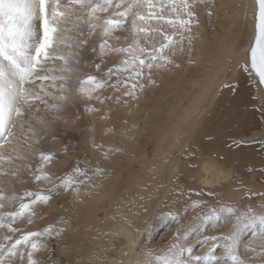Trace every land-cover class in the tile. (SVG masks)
<instances>
[{"label": "snow or ice", "instance_id": "6c2138e0", "mask_svg": "<svg viewBox=\"0 0 264 264\" xmlns=\"http://www.w3.org/2000/svg\"><path fill=\"white\" fill-rule=\"evenodd\" d=\"M213 7L214 0H0V264H56L54 249L46 260L35 254L47 250L65 229L49 224L31 230L28 226L45 219L38 205H49L53 194L61 192H71L74 202L84 203L83 198L98 195L97 189L115 173V165L106 168L87 159H77L62 175L49 171L60 152L69 150L67 144L51 151L42 146L57 139V121L72 106L78 109L74 116L81 118L83 113L100 112L95 104L107 101L131 113L130 100L139 107L146 89L160 87L164 73L183 67L178 55L189 66L197 65L203 50L195 46L201 36L193 29L211 21ZM238 7L251 8L250 14H244L252 21L247 58L233 60L236 49L229 47L217 55L224 63H236L237 71L247 76L250 91L243 102L245 111L264 126V0ZM97 29L102 39L89 45ZM117 29L130 33L127 46L109 43ZM85 46L99 53L95 60L82 61ZM108 54H123V58L102 71L103 57ZM49 63L62 66L45 67ZM224 87L235 92L239 81ZM108 89L111 92L105 94ZM252 144H260L264 152L261 141L234 138L228 146ZM91 145L104 148L94 135ZM120 152L130 154L113 146L103 151V160L111 163V157ZM246 172L264 177V166L249 167ZM29 179L50 186L19 193L15 184ZM259 182L264 184V179ZM233 191L243 193L239 204L212 189L180 192L189 197L195 193L197 199L183 213L178 208L159 213L163 228L172 231L166 247L157 250L137 243L129 264H264V191L248 188L243 180ZM144 200L140 191L121 197L129 209ZM163 204L168 207L167 201ZM140 206L147 211L143 203ZM189 212L196 214L187 219ZM122 220L131 228L128 216ZM209 229L221 234L208 235ZM256 240L261 241L258 249ZM197 247L203 249L199 254ZM91 259L105 264L103 255Z\"/></svg>", "mask_w": 264, "mask_h": 264}, {"label": "rangeland", "instance_id": "374dc122", "mask_svg": "<svg viewBox=\"0 0 264 264\" xmlns=\"http://www.w3.org/2000/svg\"><path fill=\"white\" fill-rule=\"evenodd\" d=\"M230 1L231 0H214L216 5V7L212 8L213 13L215 14L214 17L211 19V21L203 23L199 29H193L196 34L201 36V39L196 41L195 46L197 49H199V44L202 41L201 32L203 30L214 33L212 37L218 36L219 38L221 35H227L229 36L231 43L235 41V46H240L244 42L248 32L250 31L248 25L249 17L246 18L244 14L245 12L249 13V11H244V7H239V11L241 10L242 14L241 17L233 16L232 6L229 4ZM245 1L246 0H233L232 4L238 7L240 5H244ZM201 19H204L203 14L201 15ZM99 32L100 30L97 29L96 33H94L89 38V45L96 44L102 39ZM117 36L121 39L117 40ZM125 37L127 39H125ZM129 42H131L130 33L120 29L114 31L109 39V43L116 46H127ZM85 48L87 50L82 52V61L95 60L99 55L98 52L96 54L92 53L89 46H85ZM122 58L123 54L105 55L103 57L104 63L102 64V71L106 70L108 67H112ZM177 59L181 62L183 61L182 63L184 68L186 65H188L184 56L178 55ZM45 67H48V64L45 65ZM83 70L90 69L82 68V71ZM179 72L180 70L173 71L168 75L172 78L176 77L175 80L180 82L181 80L179 78ZM235 80L239 81V89L237 91L233 92L230 89L224 87L226 84L235 83ZM161 81H159L161 88L157 87L158 89L151 88L145 90V95L139 101V107L135 106V101L130 100L129 105L132 108L131 113H129L127 107L122 108L120 105H117L112 101H107L103 105L95 104L96 107L101 109L100 112L83 113L81 118H76L74 113H76L78 109L75 106L70 107L66 114L68 115V118L72 119L74 122L73 128L70 132L71 134L69 132L63 131V129L59 127L60 130L57 134V139L48 140L45 142V144L59 142L56 149L61 148L64 144L68 145L69 150L66 152H60L59 156L54 160L57 162H61L62 160L64 161H62V163H60V165L57 167L49 165L52 166L50 167L49 171H55L57 175H62L65 170L70 169L77 159L81 161L87 159L93 165H95L97 162H100L101 165L106 168H112L113 165H115V175L118 171V168L122 165H125L128 159H131L129 168L133 171H137V176H135L134 179L137 177L135 180L138 182L135 181L133 183V180L125 179V173L127 172V169L125 168L123 169L121 176L118 177L117 181L121 183L119 186L127 181L130 183L129 185L135 186V191H138V188H145L148 185L151 187V184L153 185L151 189L150 187L147 189V193L151 192V199L146 200L145 198L143 202H137V206L135 207L133 214L138 216L145 215L142 219L144 224L146 223L142 226L143 230L141 231L136 244L142 243V245L145 247H151L157 250L166 247L165 241L172 235L171 230L163 228L164 222L159 219V213L161 211L167 212L169 209L176 211L177 208L181 213H183L187 205L192 200L197 199L195 193H193L191 197L188 195L180 196L179 193L182 191L196 190L192 187H189L190 179L187 177L186 171L190 168L189 165H191V163H189L191 162L189 161L191 156L188 154V151H190L191 148L189 149V147L192 146V153L200 146V141L197 142L194 140V142H192L193 137L196 136L198 132L199 134L203 135L207 142H212L214 148L218 152H221L224 156L228 157L230 162L226 163V168L229 171V181L233 179L235 180V178L239 176L241 180L245 181L247 187L253 189L254 191H263L264 187V184L259 182L260 180L264 179V177H260L258 172L252 175H248L246 172V169L249 167L254 166L260 168L261 166H264V152L259 150L261 145L252 144L242 147L228 146L231 139L234 138L264 142V126L258 125L244 108L243 102L247 99V94L250 91V89L246 87L247 76L242 72H238L237 65L233 66L232 63H228L224 77L219 80L217 89L212 92V98L210 96V99L207 101V103H204L205 109L203 108V111L201 112L200 122L197 124V126H195V128L192 129L194 136L188 139V135H186V144H181L180 147L176 146L175 148H172L173 152L179 153L177 163L172 168L171 173H169L166 165L158 175L154 173L145 179H143V177L139 178L141 169H144L145 167L144 164L140 163V160H143V158L145 159V156H141L142 153L145 152V155L148 158L153 154L151 143L148 141L146 142L145 139L147 135L145 129L146 125L143 119L139 118V116L143 115L147 112V110H149L147 108L148 106H144L148 105L149 102L153 100H162V104H165L166 101L171 99V94H165V96L169 99L165 98L164 101L162 98L157 96V91L159 89H165V87L163 88L165 85H163ZM108 92H111V89H108L105 94ZM156 97L159 99H156ZM142 103L144 104L142 106L144 109L140 106ZM83 106L84 101L81 100L79 109L81 112L83 110ZM109 109H111V111H109ZM92 117H96V119L98 118V121L96 119L94 120V122H97V124L91 122ZM101 117H103V119H101ZM125 120L127 123L123 122ZM143 125L145 127H143ZM133 126L135 127L133 128ZM112 129H115L114 133L111 131ZM93 135L97 144L104 145L103 149H94L92 147L91 138ZM113 146L121 147L130 154L125 155L124 152L114 154L111 157V163H107L103 160V151ZM163 154L165 155V158L172 155L171 152H163ZM33 163H35V161H33ZM114 175L108 180H111ZM167 176H169V179L165 180ZM49 186L50 185H48L47 182L36 183L29 179L24 189H19L17 191L22 193L28 189L40 190ZM119 186H117V188ZM173 188H175L176 191L170 193V190ZM100 189L101 188L97 189V191ZM201 189L204 191L208 190L207 188ZM242 194V191H234L230 196L227 195L224 196V198L228 199L231 197L233 201L239 204ZM120 197L122 196L120 195ZM157 197H159V199H157ZM77 199L79 200L80 198ZM164 201L168 202V207H164ZM178 201L179 203H177ZM141 203L147 207V211H145L144 208L140 206ZM74 204L75 202L73 201L71 192H61L59 194H53V198L49 205H38V207L45 213L46 218L49 215L46 214L48 213V210L53 208L54 210L52 211V214H54V218L47 219L48 221L45 222H43V220H39L37 223L38 225L36 224L35 226L29 227L31 230H36L38 227L49 224L65 229V231L61 233L60 236L56 237L50 242L49 248L47 250H41L35 254L41 260H46L49 252L54 249V258L56 264L92 263L90 262L92 261L91 258L94 257V253L91 252V250L94 249V247L92 248V244H97L96 246H98L99 243L98 240H96L97 243L96 241L93 242V238L95 239L98 237V231L100 229L102 232L106 231L105 224L108 222V220H105L101 227L96 228L97 225L92 224L93 220L84 219L80 208H78V204L73 207ZM124 204L126 203H122L121 198H115V201L113 200L111 206L109 207L110 211L107 213L106 217L110 219L117 218L120 212V215H122V210L125 208ZM45 209L48 210L45 211ZM195 214V212H189L187 214V219H191V217ZM91 217H93L92 219L95 218L94 216H90L89 218ZM88 228L90 233L87 231ZM174 228L175 224L172 225L173 230ZM207 234L219 235L221 233H216L214 230L209 229ZM101 238H103V236H101ZM245 242L247 243V240H245ZM260 244V240H256L254 242V246L257 247V249L259 248ZM105 246L106 243L102 241V244H100L98 248ZM195 251L197 254H199L201 251H203V249L201 247H197ZM248 255H252V253H248ZM132 259H134V257H132L130 261ZM129 262L127 264H129Z\"/></svg>", "mask_w": 264, "mask_h": 264}, {"label": "bare ground", "instance_id": "6f19581e", "mask_svg": "<svg viewBox=\"0 0 264 264\" xmlns=\"http://www.w3.org/2000/svg\"><path fill=\"white\" fill-rule=\"evenodd\" d=\"M232 2L233 0H231L229 4L232 6L233 16L241 17V10L239 11V7H236L234 4H232ZM251 3L252 0H246L244 5L250 6ZM245 10H248L250 14V7H244V11ZM248 25L250 31L240 46H235V41L231 43V40L227 35H221L219 38L218 36L212 37L214 33L203 30L201 32L202 41L199 44V49L203 50V58L199 60V63L194 66L186 65L185 68L182 67L179 72V78L181 80L180 82L175 80L176 77H170L168 75L169 73L164 74V78L162 81L160 80L163 85H165L163 86L165 89H159L158 91L156 90L157 96L162 98L164 101L165 98H168L165 96V94H171V99L168 98L169 100L166 101L165 104H162V100H153L149 102L148 105H144V102L142 105L140 104L141 107L144 105L145 107L148 106L147 108L149 109H146L147 112L139 116V118H142L146 125V127L143 125L147 132L145 139L146 142L148 141L151 143L153 154L148 158L145 155V152L142 153L141 156H145V159L143 158V160H140V163L144 164L145 167L144 169H141L139 178L143 177V179H145L154 173L158 175L166 165L169 173H171L172 168L177 163L179 153L173 152L172 148H175L176 146L180 147L181 144H186V135H188V139L194 136L192 129L195 128V126H197V124L200 122V115L203 111L204 103H207V101L210 99V96L212 98V92L217 89L219 80L224 77V74L227 70L228 63L222 62L217 54L225 47H229L236 49V54L233 56V60L247 58L246 48L249 47L252 29L250 15L248 18ZM232 65L236 66L237 64L232 63ZM61 66L62 64L60 63L48 64V68H59ZM159 98L156 97V99ZM66 115L67 114L57 121V123L59 127L63 129V131L70 133L74 122L72 119L68 118V115ZM95 119L96 117H92L91 122L97 124V122H94ZM194 140L197 142L200 141V146L198 145L199 148H196L192 153V146L189 147V149L191 148L190 151H188L189 156H191V159H189L191 162L189 163L195 166L190 167L186 171V175L190 179L189 187L194 189H212L220 196H230L234 192L233 189L237 184L235 182L240 181L241 178L238 176L235 178V180H228L229 171L226 168V163L230 162L228 157L224 156L221 152H218L214 148L212 142H207L203 135L199 134V132L193 137L192 142H194ZM58 143L59 142H54L52 144L44 143L42 146L51 151L57 148ZM163 152H171L172 155L165 158ZM62 161H54V167L59 166ZM130 161L131 159H128L125 165H122L118 168V171L114 177L111 180H107L102 185V187H100L101 189L98 190V195H92L91 197L85 198L84 203L75 202L73 205V207H75V205L78 204V208H80L83 218L93 220L92 224L97 225L96 228L101 227L105 220H108V222L105 224L106 231L102 232L100 229L98 231V237L95 239L93 238V242L98 240V246L102 244V241L106 243V246L98 248V246H96L97 244H92V248L94 247V249L91 250V252L94 253L93 256H95L96 253V255H103L105 257V264H120V261H123V264H127L133 257L132 253L135 250L136 241L143 230L142 226L146 224H144L142 219L145 215L138 216L133 214V211L137 205L129 209L128 205L124 204L125 208L122 210V215H120V212L117 218L110 219L106 217L107 213L110 211L109 207L111 206L113 200L115 201V198H121L120 195L127 196L132 192H136V189L134 188L135 186L129 185L130 183L127 181L122 183L121 186H119L121 183L117 181L118 177L121 176V173L125 168L127 169V172L125 173V179L133 180V183L135 181L138 182L135 180L137 177L134 179V177L137 176V171H133L129 168ZM50 167L52 166H48V170H50ZM2 179L7 181L12 178L4 177ZM168 179L169 176L165 178V180ZM26 184L27 182L16 183L15 188L16 190H23ZM117 186L119 187L117 188ZM152 186L153 185L151 184V187ZM149 187L150 185L146 186L145 188L137 189L140 191V194L146 198V200H150L152 197L151 192L147 193V189H149ZM47 210L48 209H45V211ZM53 210V208L48 210V213L46 214L49 215L47 218L45 217V219H43V222L48 221L47 219L54 218V214H52ZM90 216H94L95 220L92 219L93 217L89 218ZM123 216H128L130 218L129 223H131V228L126 226L122 220ZM38 222L39 220L30 226H35ZM89 228L87 231L90 233ZM101 236H103V238H101ZM125 252L128 253L126 256L123 255ZM90 262H92L91 264H95L94 260Z\"/></svg>", "mask_w": 264, "mask_h": 264}]
</instances>
